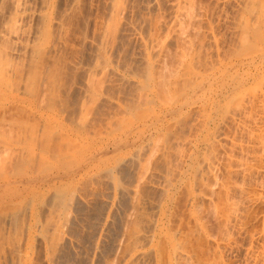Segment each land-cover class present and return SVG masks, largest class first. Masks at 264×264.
<instances>
[{"label":"bare ground","instance_id":"bare-ground-1","mask_svg":"<svg viewBox=\"0 0 264 264\" xmlns=\"http://www.w3.org/2000/svg\"><path fill=\"white\" fill-rule=\"evenodd\" d=\"M0 264H264V0H0Z\"/></svg>","mask_w":264,"mask_h":264},{"label":"rangeland","instance_id":"rangeland-1","mask_svg":"<svg viewBox=\"0 0 264 264\" xmlns=\"http://www.w3.org/2000/svg\"><path fill=\"white\" fill-rule=\"evenodd\" d=\"M208 214H209V213H208ZM208 214H207V216H206L207 220H208V221L210 220L209 222L213 223V221H215V220L213 219V217H212L211 214H209V215H208ZM210 216H211V217H210ZM209 218H210V219H209ZM214 224H215L216 226H217L218 224H216V222H215V223H213V225H211V229H212V231L214 232L213 234L215 235L216 231H217V232L220 231V230H219L220 228L218 227L219 225L217 226V227H218V228H217ZM213 226H214V228H212ZM215 227H216V228H215ZM216 229H218V230H216ZM214 230H215V231H214ZM216 234H217V235H215L214 237H216V236L219 237V234H218V233H216ZM231 257L233 258V256H231ZM231 257H229V258L232 260Z\"/></svg>","mask_w":264,"mask_h":264}]
</instances>
